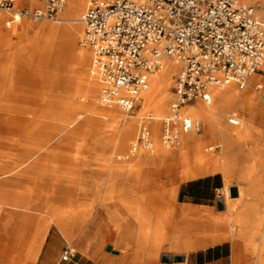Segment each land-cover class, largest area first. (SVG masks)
Masks as SVG:
<instances>
[{
  "label": "bare ground",
  "instance_id": "1",
  "mask_svg": "<svg viewBox=\"0 0 264 264\" xmlns=\"http://www.w3.org/2000/svg\"><path fill=\"white\" fill-rule=\"evenodd\" d=\"M32 2L43 6L41 0ZM88 2L66 0L55 23H42L41 20L37 24L27 23L19 15L20 10H16L14 20L21 24L22 34L18 35V30L11 33L0 30V61L9 55L10 63L0 69V230L7 226V232L0 234V264H36L52 225L67 241L73 239L68 221L71 218L60 207L66 201L64 198L76 191L75 180L68 178L63 182L57 175V164L50 163L49 159L59 157L64 145L78 130L101 126L100 118L110 120L118 131L114 141L118 145L115 155L119 159L132 156V162L140 166L145 176L151 174L152 166L160 163L169 175L183 164L185 168L177 174L169 192L175 198L184 182L214 174H222L225 181V188L219 196L226 211L218 212L215 220L205 216L193 217L187 208L180 209L174 215L172 233H166L160 225H153L152 202L146 196V201L135 208L130 206L126 211L125 225L136 232L123 236L124 241L130 245L137 242L140 247L150 245L159 250L163 241L170 240L171 248L177 251L232 241L233 264H238L241 260L239 239L243 235V229L239 227L243 224L236 215L238 203L232 202L231 180L238 172L237 153L233 146L235 140L244 137L253 125L250 117L242 112L238 114V111L264 113V91L255 87L263 88L264 76L256 73L244 85L234 82L224 88L213 87L210 104L199 100L180 110L181 115L186 114L185 117L192 122L203 123L216 144L206 145V139L195 131H180L179 143L166 146L161 140L162 121L171 112L172 79L182 68V62L170 61L167 56L161 58L158 70L148 75V88L136 103V107L140 106L138 110L128 113L116 104H105L99 98L100 83L91 73L93 52L82 39L85 27L82 19ZM259 6L263 7L260 16L264 17V0L259 1ZM6 26L11 27V23ZM13 34L18 35L23 44L18 52L8 54ZM16 75L23 79L19 84L10 80ZM32 79L42 80L50 95L62 87L60 93L65 97L53 95L37 102L24 96L31 92ZM84 113L90 115L84 116ZM147 113L150 114L146 117ZM230 114L239 117V127L229 124L230 117L227 116ZM177 125L179 129L180 123ZM143 126L150 131L154 148L149 154H137V149L134 150V146H138V130ZM130 143L133 145L131 154L127 153ZM188 150H193L195 155V164L191 166L186 158ZM178 155L181 159L177 160ZM110 159L106 162L110 163ZM107 167L104 165L101 173L105 174ZM109 206L104 198L98 207L99 216L90 222H104ZM125 247L121 245L120 249ZM252 250L256 253V247ZM262 263L263 257L257 264Z\"/></svg>",
  "mask_w": 264,
  "mask_h": 264
},
{
  "label": "built area",
  "instance_id": "2",
  "mask_svg": "<svg viewBox=\"0 0 264 264\" xmlns=\"http://www.w3.org/2000/svg\"><path fill=\"white\" fill-rule=\"evenodd\" d=\"M17 2L0 0V12L14 11ZM41 2V8H25L19 15L57 22L66 0ZM82 21L83 44L93 52L91 73L107 105L132 112L161 58L182 62L172 115L163 122L161 140L166 146L179 143L180 131H201L200 123L181 115L183 107L199 100L210 104L211 88L244 85L264 66V20L240 0H90ZM229 124L239 127L241 120L232 115ZM137 143L134 150L141 145L153 151L145 126ZM74 255V249L67 248L62 260Z\"/></svg>",
  "mask_w": 264,
  "mask_h": 264
},
{
  "label": "rangeland",
  "instance_id": "3",
  "mask_svg": "<svg viewBox=\"0 0 264 264\" xmlns=\"http://www.w3.org/2000/svg\"><path fill=\"white\" fill-rule=\"evenodd\" d=\"M18 1L19 5H15L14 11L0 12V15L2 16V19H0V30L4 33H11L15 30H18V35L22 34V31L20 30L21 24L15 23L14 20V13L16 10H22L25 8L33 10L35 8H41L35 5V3L32 2L33 0ZM240 1L247 6L254 7L257 17L264 20V17L260 16V10L263 9V7L259 6L260 0H254L253 3H245L242 0ZM89 3L90 0L88 2V6ZM23 19L27 23H38V21H34L28 17H23ZM41 21L42 23H55L48 20ZM7 23H11V27H7ZM18 35L13 34L11 48L8 50V54H13L16 51L18 52L19 47L22 46L23 43ZM30 35H32V33ZM79 45L81 47V44ZM1 55L2 54L0 51V60L2 58ZM7 56L4 57L3 61H0V69L10 65ZM169 59L170 61H175L173 58L169 57ZM182 69L183 64L182 68L174 74L172 79L173 84L171 88L172 97L170 99V108H172V104L176 100L174 87L176 79ZM257 74L264 76V72ZM11 79L16 84H19L20 80H23L18 75H16V77H10V80ZM1 81L2 79H0V82ZM31 82L33 83L31 92L24 96H28V98L32 100L37 102L45 101L47 98L54 97L53 95H56V98L65 97V95L63 96L60 93L63 89L62 87L57 89L56 94L50 95L48 87L43 85L42 80L32 79ZM262 85L263 88H260L259 86L255 87L260 91H264V84L262 83ZM100 96L101 95H99V98ZM200 102L202 101L200 100ZM195 104L196 102L192 103L191 105ZM139 108L140 106H137L134 109L138 110ZM238 112V114L242 112L246 117H250L253 125L251 126L250 131L244 137L237 138L234 142L233 147L234 151L237 153L238 172H235L231 180V184L233 185L231 191L234 199L232 202H235L236 197V179L239 185L241 182L249 183L251 181V175L252 179H261L264 181V113H258L256 110L245 113L243 111ZM149 114L150 113H147L145 116L147 117ZM89 115L90 113H84V116ZM171 115L172 109L168 117ZM231 116L232 114L228 115L227 118ZM99 120L101 121V126L96 125L90 129L83 128L78 130L77 134L74 135V138L64 145L61 155L55 159H52V157L49 159L50 163L54 162L57 164V175L60 176L63 182H67L68 178L75 180L74 187L76 191L71 195L66 196V198H64L66 201L64 202L63 207H60V210L67 212L66 216L71 218L68 220L70 222L69 230L73 237L71 241H68L70 246L76 249L74 246L76 239H78L85 231L88 222H90L92 218L99 216L97 214L98 207L104 198L109 202L111 207L115 209V214L113 216L116 222L125 224L127 217L126 213H124L122 210L125 208V210L128 211L130 206L132 208L137 207L140 202L143 203L146 201L145 199L147 196L149 201L152 202L150 209L154 219L153 225H160L164 232L172 233L173 224L175 221L174 215L179 210V206L177 204L176 198L169 192L174 186V183L178 177L177 174L183 171L185 167L183 164H181L178 168H175L176 172L169 175L166 173L165 167L160 163L158 166H152L151 169L153 171L151 174H147V176H145L140 166H137L135 162H132V156H130V158L123 157L122 159H119L115 155V150L118 145H116L114 141L118 131L112 126V122L110 120L101 118ZM162 122H164V119ZM200 124L201 131L198 133V135L206 139V145L216 144V140H214L212 136L206 131L204 124ZM139 133L140 130H138V134L136 136L137 142ZM132 146L133 145L130 143L127 153L131 152ZM217 151L219 152L220 149H217ZM140 152L149 154L152 151H148L145 147L140 145L137 149V154ZM186 158L188 159L190 166L195 164V155L193 150H188L186 152ZM107 159L111 160L110 163L106 162ZM176 159H181V155H178ZM106 164L108 166L107 172L105 174L101 173L102 167ZM241 170L244 172V174ZM219 175L223 177L222 174ZM248 176L250 181L247 180ZM223 188H225V181ZM262 190H264V188ZM247 205V195L245 190L240 187V199L237 205L239 216L240 218L242 216L244 221L245 219L249 220V222L252 221L253 224L251 225L249 223L248 225H242L244 227V229L241 231L243 232V235L239 239L241 243V260L238 264H257L259 258H264V214L253 216L250 213H246ZM241 206L243 207V210ZM224 211H226L225 207L224 209L219 210L216 206L210 217L215 220L219 215L218 212ZM249 211L250 210L248 209V212ZM251 227H255V229H251ZM6 228L7 226H3L2 230H0L1 235L7 232ZM35 228L36 225L33 226L32 233ZM52 228L57 230L54 225L51 226V229ZM240 228H242L241 225L239 229ZM133 232H136V230L132 231L129 229V234ZM230 244L234 250V243L230 241ZM132 245L125 247L123 250L129 252L137 251L140 260H151V262L150 260L148 262L141 261L139 264H162L160 259L161 254L173 251L170 240L163 241L159 250L146 244L140 247L137 245V242ZM254 247H256V253H253L252 248Z\"/></svg>",
  "mask_w": 264,
  "mask_h": 264
},
{
  "label": "crops",
  "instance_id": "4",
  "mask_svg": "<svg viewBox=\"0 0 264 264\" xmlns=\"http://www.w3.org/2000/svg\"><path fill=\"white\" fill-rule=\"evenodd\" d=\"M247 180L250 181L249 176ZM223 186L224 179L219 174L182 183L176 196L179 210L187 208L193 217L197 218L201 216L210 217L220 199L219 192ZM240 187L245 190L247 195L246 213L253 216L263 215L264 190L262 189L264 188V181L252 179L251 175L249 183L241 182L239 185L236 179V203L240 199ZM122 211L126 213L125 208ZM114 214L115 209L110 205L104 222L88 223L85 231L75 241L76 249L70 246L58 229H50L36 264H139L141 261L148 262L149 260H140L137 251L129 252L124 251V248L120 249L121 245L131 246L123 239V236L129 235V229L124 223H117ZM236 215H239L237 207ZM241 220L244 225L253 224L247 219L245 222L242 216ZM251 229H255V227H251ZM109 246L112 247V252L107 250ZM67 248L74 249L75 255L71 260L63 261L62 256ZM163 255L183 257L181 262L171 264H233L234 262V251L230 242L208 245L189 251L173 250L162 253L160 259Z\"/></svg>",
  "mask_w": 264,
  "mask_h": 264
},
{
  "label": "water",
  "instance_id": "5",
  "mask_svg": "<svg viewBox=\"0 0 264 264\" xmlns=\"http://www.w3.org/2000/svg\"><path fill=\"white\" fill-rule=\"evenodd\" d=\"M217 207L219 210H222L224 209V203L221 199H219L217 201ZM108 251H113L112 250V247L109 246L107 248ZM183 260V257L181 256H172V255H163L162 258H161V262L164 263V264H171V263H177V262H181Z\"/></svg>",
  "mask_w": 264,
  "mask_h": 264
}]
</instances>
